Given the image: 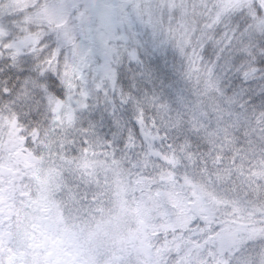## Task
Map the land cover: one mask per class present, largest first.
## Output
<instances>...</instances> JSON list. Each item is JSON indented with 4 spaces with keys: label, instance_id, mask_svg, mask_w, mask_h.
<instances>
[{
    "label": "snow or ice",
    "instance_id": "1",
    "mask_svg": "<svg viewBox=\"0 0 264 264\" xmlns=\"http://www.w3.org/2000/svg\"><path fill=\"white\" fill-rule=\"evenodd\" d=\"M0 264H264V0H0Z\"/></svg>",
    "mask_w": 264,
    "mask_h": 264
}]
</instances>
